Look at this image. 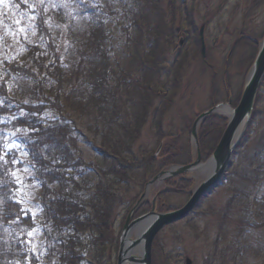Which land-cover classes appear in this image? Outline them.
I'll return each mask as SVG.
<instances>
[{
  "label": "trees",
  "instance_id": "1",
  "mask_svg": "<svg viewBox=\"0 0 264 264\" xmlns=\"http://www.w3.org/2000/svg\"><path fill=\"white\" fill-rule=\"evenodd\" d=\"M118 1L121 8H125V1L135 5L138 13L142 9L143 12L151 10L149 4L142 5L146 0ZM14 3L21 4L24 9L33 5L39 10V16L34 23L27 17L22 21V26L33 36L24 45L26 51L21 60L5 64L0 74V264L35 263L28 244L34 220L15 196L17 152L6 149L7 133L17 130L43 191L41 205L49 224L47 238L54 264H81L84 252H92L91 260L97 264L105 257L107 264H113L118 249L114 228L117 211L121 209L126 214L146 181L159 171L192 161L190 144L183 135L188 133L192 123H186L177 137L163 127L173 103L180 67H167L163 62L147 63L146 57L140 64L137 53L132 56L129 72L120 65L113 67L108 62L106 50V18L114 12L109 2L106 6L112 12H106L97 0H44L42 3L15 0ZM95 4H99L101 10ZM167 4L170 9L171 0ZM133 24L137 25L135 21ZM162 27L142 24V29L148 33L158 32ZM256 51L257 46L252 48L249 67ZM145 63L149 66L143 67ZM150 78L155 81L150 80L148 84ZM263 82L264 79L247 131L233 153L234 164L225 183L239 174V157L256 123L262 128L264 139V109L257 108ZM240 92L232 98L233 107ZM149 117L152 126L154 124L156 146L164 139L167 142L157 158L154 156L156 150H143L137 145ZM76 124L100 142L95 164V175L100 179L94 186L89 185V178L79 171L82 164L77 144L83 135ZM225 127L226 118L220 115L210 116L201 123L197 141L203 161L212 154ZM181 137L185 138L182 143ZM257 156L261 157L260 166L238 176L244 178L246 185L235 189L230 201L231 205H239L249 219L237 226L238 237L250 220L258 221L262 216L264 221V146ZM254 160L247 158L248 165ZM81 187L90 190V195L82 194ZM165 189L168 191L159 195L160 203L167 195L188 196L192 182L184 176L177 177L165 181ZM255 191L257 198L251 205L249 196ZM149 206V202L142 203L136 216L147 212ZM250 206L256 209L252 216ZM255 228L264 232V223L263 227L250 226L238 242V248H233V255L241 264L245 258L259 260L263 255L264 242L258 246L254 244V240L259 242ZM223 235L224 231H218V238ZM170 261L171 256L164 254L160 242H155L152 264Z\"/></svg>",
  "mask_w": 264,
  "mask_h": 264
},
{
  "label": "rangeland",
  "instance_id": "2",
  "mask_svg": "<svg viewBox=\"0 0 264 264\" xmlns=\"http://www.w3.org/2000/svg\"><path fill=\"white\" fill-rule=\"evenodd\" d=\"M13 1L15 0H0V74H3V69L6 68L5 64L21 60L26 51L23 47L27 40L33 36L31 31H27L22 26V21L27 17L30 22L34 23L39 16V10L33 5L24 9L21 4L20 6L17 3L13 4ZM21 1L27 3V0ZM35 1L42 3L44 0ZM97 1L102 3L106 12L114 11L106 18V30L108 31L106 50L108 62L113 67L116 68L120 65L122 69L129 72L132 67L129 65L135 53L138 55L140 64L143 57H146L147 63L165 62L168 64L174 62L176 67H180V72L177 74L178 85L174 88L173 103L163 121L171 136L177 137L178 133L186 127V123L193 124L201 114L215 105L220 108V115L227 114L228 109L223 108L226 105L221 104L228 98L225 94L229 93V96L233 98L245 85L250 71L248 60L252 54V48L258 47L260 36L264 32V0H171L170 9L167 4L169 0H146L142 5L149 4L151 10L143 12L142 9L139 13L137 12L138 7L125 1L123 10L129 16H126L122 10L117 12L116 9H113L121 7L118 0L108 1L112 7L111 10L106 6V4L108 5L107 0ZM95 5L99 6L101 10L99 4ZM142 8L144 7L142 6ZM183 12L189 15L191 25L187 26L182 22ZM142 17L146 20H143ZM134 21L137 25L133 24ZM143 22L151 25L160 24L163 27L158 32L148 33L142 29ZM164 27H167V30H164ZM67 38L69 37L67 36ZM68 46L72 45L68 43ZM61 58L67 60L66 57ZM147 63L143 67H148ZM135 65L137 64L135 63ZM135 68L139 70L138 66ZM155 78L147 79L148 84H151L150 80L154 82ZM261 96V100L257 104L258 109H264V82ZM231 105L227 106L231 107ZM134 112L137 117L135 109ZM215 115L217 113L202 119L196 134L201 123L206 118ZM248 124L249 122L244 128L239 142L242 141ZM76 125L83 135L77 144L81 157L79 160L82 164L79 171L82 176L89 178V185L94 186L100 179L95 175V164L98 162L96 153L100 148V142L94 139L92 133L87 132L83 126ZM258 125L256 123L254 132L250 134L242 149L239 157L241 160L239 174L234 176L232 181L224 182L225 184L209 195L196 214L175 226L172 225L173 227L162 231L158 236L163 252L170 256L172 252L173 264H184L185 257L190 258L193 264H241L239 259L233 255V248H238V242L249 231L250 226L263 227L264 221L262 216L258 221L250 220L251 223L243 226V232L238 237L237 226L243 225V222L249 219L239 205L236 203L231 205L230 201L233 198V191L246 185L244 178L238 176L248 174L254 166H260L261 157L257 155L261 147L264 146V139L262 128ZM153 131L154 124L152 126L149 117L141 129V137L137 145L141 146L143 150L154 151L157 149L155 155H159L162 146L160 150L156 146ZM183 135L186 142L190 144L192 154L195 153L192 130L189 129L188 133ZM185 138L181 137V143ZM166 143L165 139L162 140V145ZM6 146L8 149H15L18 152L17 161L20 167L15 171L16 198L34 220V228L29 234V243L35 257L34 264H54L55 259L50 255V243L47 238L49 224L41 207L42 189L36 182L31 157L20 143L19 133L16 131L8 133ZM196 158V154L192 155L193 161ZM247 158H250L251 161L254 158L255 160L248 165ZM206 174L207 172L199 167L193 172L187 173L186 176L191 179L194 188ZM159 189L158 183L151 185L148 195ZM249 190L248 187L247 192L250 195ZM81 193L90 195L91 191L82 188ZM256 193L255 191L249 196L251 205L257 198L255 197ZM246 194L245 192V196H247ZM188 198L172 195L166 199L172 208H176L183 205ZM249 210L250 216L254 215L256 209L250 206ZM123 214L122 210H118L116 213V234L121 231L123 223L121 225L119 223L123 219ZM221 230L224 231V235L218 238L217 233ZM254 231L256 239L259 240L256 243L254 240V244L258 246L261 241L264 242V232L261 228H255ZM134 236L135 233H132V240ZM91 255L92 252L82 253L81 264H97L91 260ZM106 260L105 257L100 264H107ZM242 263L264 264V252L259 260L245 258ZM114 264H116V257ZM167 264H171V261Z\"/></svg>",
  "mask_w": 264,
  "mask_h": 264
},
{
  "label": "water",
  "instance_id": "3",
  "mask_svg": "<svg viewBox=\"0 0 264 264\" xmlns=\"http://www.w3.org/2000/svg\"><path fill=\"white\" fill-rule=\"evenodd\" d=\"M264 76V38L260 43L259 52L256 60L247 76L245 86L237 107L231 110L228 106L223 108L228 109V124L226 129L215 148L212 157L204 164L199 166L204 172H207L203 182L194 190L187 203L171 212L156 214L154 207L149 214L137 219L131 226L138 228L136 239L129 240L130 230L125 226L122 233L117 264H151V247L152 242L158 232L165 226L179 221L189 215L198 205L201 198L210 192L214 191L218 183L223 180L225 173L231 166L233 159L232 153L237 147L241 134L243 133L246 124L249 122L250 115L255 102L257 90ZM216 112H221L220 108L211 109L204 114H201L195 121L192 127L193 143L197 147L196 130L199 123L206 116ZM199 163V157L195 163L176 167L169 172L163 173V178L174 176L195 169ZM161 176L157 177L160 179ZM136 255V256H135ZM185 264H191V260L185 259Z\"/></svg>",
  "mask_w": 264,
  "mask_h": 264
},
{
  "label": "flooded vegetation",
  "instance_id": "4",
  "mask_svg": "<svg viewBox=\"0 0 264 264\" xmlns=\"http://www.w3.org/2000/svg\"><path fill=\"white\" fill-rule=\"evenodd\" d=\"M180 2H181V1H180ZM182 16H183V17H182V22L184 23V25H185V24H186L187 26H188V25H191V23H189V22H190L189 15H187L185 12H183V15H182ZM159 173H160V171H159L157 174H159ZM157 174H156V175H157ZM154 176H155V175H154ZM160 187H165V183L162 184V185H160ZM165 190H167V189H164L163 191H160V192L158 191V196L161 194V192H164ZM167 191H168V190H167ZM154 200H157V197H154ZM134 207H135V204H134V206L132 205V206L130 207V209H129V211H128V214L126 215V220H124V222H127V220H129V224H132L133 221H134L135 219L139 218V217L142 216V215L148 214V213L151 211V208H152V206H151V207L149 206V210H148L147 212L141 214L140 216H136L137 211H138V209H139L140 206L136 207V209H134ZM129 215H130V216H129ZM128 216H129V219H128ZM133 233H136V230H134Z\"/></svg>",
  "mask_w": 264,
  "mask_h": 264
}]
</instances>
